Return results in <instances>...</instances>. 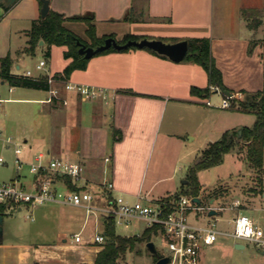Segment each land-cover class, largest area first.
<instances>
[{
    "label": "crops",
    "instance_id": "obj_1",
    "mask_svg": "<svg viewBox=\"0 0 264 264\" xmlns=\"http://www.w3.org/2000/svg\"><path fill=\"white\" fill-rule=\"evenodd\" d=\"M41 7L39 0H15L12 3L0 0V56L11 53L14 59L12 69L15 63L17 67L21 66L20 60L25 55L24 47L27 45L23 40L28 39L26 30L33 19L40 16ZM50 7L67 15L93 12L97 35L114 33L118 40L128 33L165 39L208 36L216 64L222 71L227 87L225 90L245 92L264 87V45L260 43L263 23L252 24L250 16L242 12L243 9H251L252 17L259 10L264 12V0H50ZM65 24L89 40L84 20L67 19ZM16 38L19 39V46L13 48L12 39ZM56 48L64 53L66 46L54 44L52 53ZM69 61L70 58L63 57L59 66H49L50 70L46 73L62 70ZM69 79L104 86L113 97L109 101L83 99L75 92L62 88V94L68 98V103L62 104L45 101L48 90L10 86L13 92L19 90L18 94L4 98H9L6 101L48 102V111L52 114L54 127H59L60 136L52 140L44 151L52 156L80 161L84 169L79 184L98 190V182L107 173L115 183L116 192L131 199L138 193H143L147 199H157L185 187L183 181L162 193H154L156 183L162 177L149 187H145V183L152 170V148L154 143H158L161 132L165 140L172 139L184 144L186 139L180 136L182 131H195L194 123L202 110L208 108L206 105L223 108L221 103L208 104L202 95L192 92L193 85L205 87L209 83L208 72L200 63L184 59L177 61L146 47H134L95 54L86 68L75 69ZM31 89L45 94L31 96ZM166 113L172 119H183L176 125L179 130H170L168 121L163 125ZM224 120L225 117L219 121L222 132L233 127L231 122L224 124ZM114 128L120 129L117 139H114ZM194 137L196 135L192 139ZM32 148L30 145L24 154L27 159L38 152H33ZM107 156L110 157L108 161ZM193 163L186 165V178ZM165 164L161 158L153 166V173L164 169ZM22 168L16 166V175L21 174L24 180L29 181L32 176L26 178L27 172ZM175 174L176 167L169 177L173 178ZM200 184L204 187L201 180ZM59 186L64 187V184ZM198 197L205 203L202 194H198ZM101 201V198L97 200ZM210 202L222 204L217 196H212ZM68 219L77 228L71 235L60 231L59 239L53 241H10L0 232V264L93 262L105 246V241L93 239L96 232L105 231L104 218L94 215L87 218L85 208L75 205L68 213ZM148 227L129 234L116 231L121 235L140 236ZM75 232L81 233L80 241L72 236ZM156 234L159 233L153 232L150 240ZM147 243V240L137 239L128 249L142 253ZM202 261L201 254L200 264Z\"/></svg>",
    "mask_w": 264,
    "mask_h": 264
},
{
    "label": "rangeland",
    "instance_id": "obj_2",
    "mask_svg": "<svg viewBox=\"0 0 264 264\" xmlns=\"http://www.w3.org/2000/svg\"><path fill=\"white\" fill-rule=\"evenodd\" d=\"M251 15L250 13L247 16H250L249 19L252 24L263 23L261 25L263 26V33L260 34V43L264 45V12L259 10V13H253V17ZM12 40L13 48L18 47L19 39ZM23 43L27 44V41L23 40ZM63 54L60 48H56L53 53L51 48V55L48 56L45 54L43 44L40 43L34 54L25 52V55L20 60L21 66L17 67L15 63L13 70L18 73H24L26 69H31L34 75L39 73L47 74L46 71L50 70L49 66L60 65L63 57H65ZM42 58L47 60V64L44 68L39 69L37 68V63ZM54 85L57 84L54 83ZM10 86L7 81L0 80V97L18 94L19 90L13 92L9 89ZM31 91V96L38 97L45 94L42 91L33 89ZM209 97L213 103H221L223 94L221 92H211L209 96H203L205 101ZM48 107V102L30 100L5 101L3 107L0 108V126L12 132L19 139H27L23 156L29 150L30 145L33 147V152L44 150L52 140H57L60 136L59 127H54L53 117L48 111ZM206 107L208 108L202 110L194 123L193 130L195 131H190L189 133L182 131L180 136L186 139L184 144L172 139L165 140L161 132L158 143H154L152 148L150 156L152 170L147 176L145 187H149L159 177H162V179L157 181L154 193H162L174 184L183 183V179L186 178V165L196 160L210 140H215L222 136L224 131H220L219 128L221 126L219 121L222 118L224 119L225 117V120L222 121L223 123L231 122L233 124V127L228 130H236L245 125H252L256 118L254 112L213 105H206ZM163 119V125L168 121L170 130H179L176 125L180 120L183 121V119L179 120V117L172 119L168 113L163 116ZM173 120L175 121L173 122ZM195 135L196 137L192 139V136ZM0 154L8 160V163H0V179H11L17 173L16 164L13 162V151L0 148ZM161 158L165 161L166 166L158 171L157 174H154L153 166ZM175 167L176 174L171 178L169 174ZM22 171H26V178H30L31 174L28 164L23 166ZM104 175L107 179H111L109 174L106 173ZM198 176L204 186L200 188L199 194H202L205 203L212 204L210 198L217 196L219 203L226 206L225 209L219 211L216 215L209 217L215 220V216H218L216 220L217 227L224 230H232L233 217L238 210L251 215L256 222L264 227V165L259 169L251 164L247 157V145L243 140L234 149L224 154L222 162L200 169ZM167 195H170V193L164 196ZM236 198L240 200L238 206H234ZM74 206L61 202H46L35 207L22 203L21 209L7 207L3 216V233L10 241H32L34 239L38 241H53L59 239L58 233L62 230L71 235L77 228V225L68 219V213ZM189 216L193 222H209V218L204 217L198 220L192 213ZM146 226V221L133 218L128 226L117 223L116 229L123 234H129L131 232H140ZM86 234H88V231ZM152 240L155 243L156 252L152 251L148 246L142 253H138L134 249H128L118 261H123L124 264H156L157 260H155V257L157 253L166 252L167 247L159 234L153 235ZM236 242L243 243L244 246L238 247ZM262 250L253 241L238 239L229 233L222 232L218 234L213 244L203 248L202 264H264V253Z\"/></svg>",
    "mask_w": 264,
    "mask_h": 264
},
{
    "label": "built area",
    "instance_id": "obj_3",
    "mask_svg": "<svg viewBox=\"0 0 264 264\" xmlns=\"http://www.w3.org/2000/svg\"><path fill=\"white\" fill-rule=\"evenodd\" d=\"M47 60L42 58L37 63V68L46 66ZM26 75H34L31 69L24 71ZM51 83L48 89L49 95L45 101L67 104L68 98L62 94V88L75 92L83 99H103L109 101L113 95L104 86L72 81H59L49 75ZM57 84V85H54ZM12 88V87H11ZM212 91H220L223 94L221 106H237L240 100L245 98L246 93L242 90H232L226 93L220 86L211 85ZM9 98L0 97V107ZM208 104H213L211 98H207ZM25 140L17 138L9 130L0 127V148L11 149L14 157L13 162L21 169L25 164L29 165L31 179L24 180L21 174L11 179H0V202L6 208L17 209L22 203L28 206H37L46 202H61L85 208L87 218L94 215L96 218L112 216L115 224L121 223L128 226L133 218L146 221L150 227H157L158 232L166 244L167 251L161 256H168L165 264H200V256L203 248L213 244L219 233H229L235 238L255 242L264 249V227L255 219L238 210L233 217L232 230H224L217 227V218L209 217L216 215L226 208L224 204H210L195 200L198 195L171 193L157 199H147L143 193H138L133 199L125 194L116 192V186L112 179L106 177L98 182L99 189L82 186L79 184L83 175L84 166L80 161L65 157L52 156L49 152L40 150L34 157L27 159L23 156ZM106 160H110L107 156ZM0 163H8V160L0 154ZM63 176L71 177V181L77 188L70 187ZM64 184V187L59 186ZM101 198L103 202L97 200ZM240 204L239 199L234 200V206ZM214 208L215 214H209ZM192 213L198 220L209 218V222H193L189 216ZM76 241L82 239L80 232L72 235ZM95 241L104 242L107 239L105 231L96 232L93 236ZM123 264V262H120Z\"/></svg>",
    "mask_w": 264,
    "mask_h": 264
},
{
    "label": "trees",
    "instance_id": "obj_4",
    "mask_svg": "<svg viewBox=\"0 0 264 264\" xmlns=\"http://www.w3.org/2000/svg\"><path fill=\"white\" fill-rule=\"evenodd\" d=\"M40 6L43 1L39 0ZM8 8V6H5ZM251 9H243L244 15H249ZM254 11V10H253ZM127 18V14H126ZM67 19H79L84 20L87 23L86 33L89 40L83 38L76 31L66 26L65 21ZM95 15L93 12H87L84 14L67 15L62 11H58L49 8L48 13L44 16L40 14L39 17L33 19L30 28L26 30L28 39L27 45L24 47V51L29 54H34L37 46L40 44V40L43 39V46L45 48V54L51 55V48L54 44L65 45L64 56L70 58L69 63L60 71H56L52 74L53 77L59 81H66L69 79L71 73L78 68H86L91 57H86L79 51L81 43L86 45H98L106 39L108 36H114V33L104 34L102 36L97 35L96 25L94 22ZM142 35L128 33L120 42H125L130 38H141ZM165 39V38H162ZM189 42L188 51L184 57V60L194 61L200 63L208 72L209 83L205 87H199L193 85L191 90L194 93H198L202 96H209L211 92V85L220 86L223 89H227L223 82L222 71L217 66L215 57L212 52L211 38L208 36H197L187 38ZM176 41L177 38L165 39ZM80 41V42H79ZM131 46L120 50H128L134 48ZM154 53L161 56L168 57L164 53H160L157 50L146 47ZM251 49V47H250ZM119 50L115 47L107 48L99 53H105L109 51ZM97 53V54H99ZM13 56L11 53H7L4 56H0V80L7 81L11 86H24L37 89L48 90L51 86L49 82V74H40L37 76L26 75L24 73H18L13 71ZM246 95L243 100H240L237 106H233V109L254 112L256 114L255 121L252 125H245L236 130H226L222 136L203 148L201 154L196 158L195 162L189 167L187 173L188 182L184 184V188L175 191L174 194H192L198 195L201 184L198 177V170L206 167L213 166L223 161L224 154L234 149L240 141H244L247 145V157L251 164L261 169L264 165V87L256 91H245ZM120 129L114 128V139L119 138L118 134ZM66 183L72 187L77 188L71 181V177H62ZM6 206L0 202V214L4 216ZM105 234L107 239L105 246L98 252L96 259L91 262H85L82 264H117L119 258L124 255L128 247L133 246L137 239L149 241L153 232H156L157 227H148L144 233L140 236H126L118 234L116 231L115 220L112 216L104 218ZM1 240V238H0ZM161 256L157 253L155 260Z\"/></svg>",
    "mask_w": 264,
    "mask_h": 264
},
{
    "label": "water",
    "instance_id": "obj_5",
    "mask_svg": "<svg viewBox=\"0 0 264 264\" xmlns=\"http://www.w3.org/2000/svg\"><path fill=\"white\" fill-rule=\"evenodd\" d=\"M10 3L14 2L15 0H8ZM42 7H41V14L42 15H46L49 11L50 8V0H42ZM80 42V41H79ZM40 43H44V40L41 39ZM81 43V46L79 48V51L81 53H83L86 57H92L93 55L107 49L110 47H115L116 49H123V48H128L131 46H135V47H140V48H144V47H149L152 48L154 50H157L160 53H164L167 56H169L170 58L180 61L182 59H184L188 48H189V42L188 39L184 38V39H179L176 41H168L159 37H141V38H130L128 40H126L125 42H120L116 37L114 36H108L106 37V39L104 40V42L94 46V45H86L85 43ZM223 89V88H222ZM226 93H230V90H225L223 89ZM239 132H241V129H239ZM184 182H187L188 179L185 178L183 179ZM195 200L200 201V197L196 196ZM217 212L216 209L212 208L209 211V214H215ZM3 215L0 214V232H3ZM148 247L152 250V251H157L155 243L153 240L148 241L147 243ZM236 245L238 247H242L244 246V244L242 243H236ZM262 252L264 253V249L262 250ZM169 260L168 256H160L157 261L156 264H165L167 261Z\"/></svg>",
    "mask_w": 264,
    "mask_h": 264
}]
</instances>
